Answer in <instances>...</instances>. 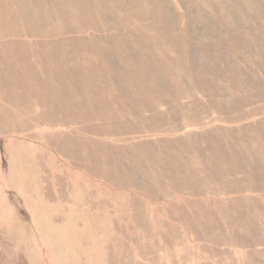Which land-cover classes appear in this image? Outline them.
Segmentation results:
<instances>
[{"label": "bare ground", "instance_id": "6f19581e", "mask_svg": "<svg viewBox=\"0 0 264 264\" xmlns=\"http://www.w3.org/2000/svg\"><path fill=\"white\" fill-rule=\"evenodd\" d=\"M180 1L214 32L190 39L178 0H0V139L14 138L9 172L25 196L37 194L36 203L58 200L53 190L63 189L59 201L69 205H39L34 214L50 218L56 235L72 217L81 228L69 236L87 241L79 251L90 241L97 251V234L107 237V264L128 253L125 219L136 225L141 255L195 245L220 264H235L233 251L246 252V264H264V167L239 164L251 153L264 159V89L256 86L246 98L240 80L260 81L238 65L259 67L249 51L264 59V0L250 8L238 3L245 0ZM245 11L262 17L239 29L245 25L235 20ZM194 46L211 81L191 65ZM221 89L237 106L217 100ZM181 116L182 125L175 124ZM70 169L88 177L86 194L72 184ZM91 179L126 192L130 213L97 199L104 190ZM80 193L95 215L82 210ZM171 196L189 201L172 202L167 215L148 205Z\"/></svg>", "mask_w": 264, "mask_h": 264}, {"label": "rangeland", "instance_id": "374dc122", "mask_svg": "<svg viewBox=\"0 0 264 264\" xmlns=\"http://www.w3.org/2000/svg\"><path fill=\"white\" fill-rule=\"evenodd\" d=\"M178 1V4L183 10L182 13L184 15L186 14V19L188 20L187 25L190 39L196 41L202 37H208L214 32L213 27L211 28L210 26L211 22L209 23V21L205 19L203 23L200 24L194 19V16L185 8L181 1ZM238 3L241 7L250 8L254 7L255 0L238 1ZM261 17L262 15L259 13L245 11L243 16L237 17L235 21L237 27L245 25V27L242 26V28H239L244 29L252 22H258L261 20ZM177 19V16H172L171 21L173 24H177ZM107 22L113 24L114 20L108 18ZM248 33L250 38L254 41L252 45L254 48L256 34L251 29L248 30ZM130 53L135 59L141 58L139 52L135 49H130ZM191 55V65L200 70L204 80L211 81L212 77L202 60V50L199 47L194 46ZM248 56L257 57L259 59V67L251 70V68L249 69L246 66H243L242 63H240L241 61H239L238 65L240 72L243 75L251 73L252 77H254L253 75L256 73V77H259L260 84L250 86L245 84V80H240L239 87L241 92H244L246 98H251L253 97L252 95L254 94L256 86H260L261 89H264V59L260 57L259 51L257 50H254V52L249 51ZM255 70H257V72ZM154 78L161 84L167 83V79L163 75L155 74ZM182 85L186 89L190 88L189 83L186 81H184ZM118 87L121 93L127 98L132 99V96L124 89L123 85L118 84ZM169 92L170 95L174 94L172 90H169ZM221 92L222 93L217 97L219 102L229 107L237 106L235 96L231 93H227L228 91L225 89H221ZM135 113V115L138 116V113ZM149 114L153 115L152 112H149ZM182 122L183 117L181 116L175 121V124L182 125ZM9 140H14V138L0 139V264H107V254L112 253L110 250L105 249L109 244L107 237L100 238V234H97V237H95L96 242L99 245V250L92 251L91 245L94 241H90L88 242L90 243V246H88L89 249L85 248V246L82 251H79L77 250L78 244L86 245L87 241L84 239L73 240L69 236L72 228H81L80 226L75 225L72 221V217L69 218L70 223L67 224L68 226H65L64 228L62 227L57 232L60 235L53 233V228L55 226L49 221L50 218L45 216L43 212H40L39 217H36L34 212L38 214L39 209L41 208L39 205H59L62 207L63 205L69 204H66L65 201H59L61 200L60 196L64 194V190L61 188H55L53 190V195L58 200L54 199V201L48 203H36L37 194L34 191H30V197H27L25 196L26 193L24 190L14 185V183L16 184L17 182L21 184V179H16L17 176L15 177L9 172V167L11 166V160L7 154V144ZM239 164L246 169L248 164L254 167L257 165L264 167V159L255 153H251L249 161L241 160ZM70 173L74 176L72 184L75 187L79 186V188L82 189L81 193L83 195L86 194L89 181L88 177L82 173H78L75 169H70ZM131 174L134 177H137L135 172H132ZM90 182L96 188L104 190V192H97V199H102L103 201L111 200V202L114 201L119 206H123L122 211L125 209L126 213H130V209L128 208L129 199H127L128 194L126 192L120 189L100 185L101 183L98 180L91 179ZM81 193L76 197V200H82V202H84L85 205L82 207V210L95 215V211L90 209L89 206H86L88 204L85 203ZM208 198L210 199L209 195ZM211 198L213 197L211 196ZM177 200L180 203L189 201L186 197L179 198L171 196L162 202H149L148 205H153L164 213L170 211L169 214H171L173 213L172 210H174L175 205L174 203L172 204V202ZM164 213L159 216L160 219H165L163 217ZM165 214L167 215V213ZM62 218L64 219V216H62ZM150 218L153 219L156 217L152 216ZM123 226H125L129 238L123 240L127 243L128 253H125L123 256L112 255L113 258L119 259L120 264H220L219 260L221 259L209 257L206 253L198 251L195 245H192L193 250L188 252L182 250L162 251L157 249L153 254L146 253L141 255L136 249V243H138L136 241L139 237L136 225H134L132 221H129V219H125ZM172 226L181 230L182 225L179 221H174ZM155 227L156 226L154 225L153 229H155ZM151 242L153 241L147 240L144 243H146V245L156 244L155 242ZM138 244L142 245L143 243L139 242ZM100 246L103 248L100 249ZM245 253L246 252L244 251H233L231 261L235 264H246ZM224 264H229V262Z\"/></svg>", "mask_w": 264, "mask_h": 264}]
</instances>
